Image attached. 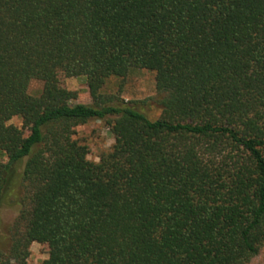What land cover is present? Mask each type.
Returning a JSON list of instances; mask_svg holds the SVG:
<instances>
[{"label": "trees", "instance_id": "obj_1", "mask_svg": "<svg viewBox=\"0 0 264 264\" xmlns=\"http://www.w3.org/2000/svg\"><path fill=\"white\" fill-rule=\"evenodd\" d=\"M135 69L154 73V121L101 93ZM60 75L85 78L92 104ZM91 120L114 138L97 163L74 138ZM10 203L0 264H27L32 243L41 264H249L264 249V0H0Z\"/></svg>", "mask_w": 264, "mask_h": 264}, {"label": "rangeland", "instance_id": "obj_2", "mask_svg": "<svg viewBox=\"0 0 264 264\" xmlns=\"http://www.w3.org/2000/svg\"><path fill=\"white\" fill-rule=\"evenodd\" d=\"M62 88L75 91L78 94L76 103L91 105L85 78H66L59 76ZM43 84L38 80L29 83L27 93L36 97L40 94ZM103 95L115 97L119 103L136 106L148 119L154 121L161 115L158 101L161 95L155 90L154 73L135 69L125 78L112 77L103 86ZM8 125L22 129V121L19 117L12 118ZM27 135V132H25ZM86 149V157L89 161L98 162L101 155L107 153L114 144V138L110 133L106 121L91 120L75 129L74 137ZM19 207L14 204H4L0 208V253H7L11 241V229L18 217ZM27 264H41L48 257V246L32 243L29 247ZM249 264H264V249L251 260Z\"/></svg>", "mask_w": 264, "mask_h": 264}]
</instances>
